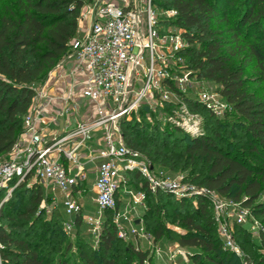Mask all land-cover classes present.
<instances>
[{
	"label": "built area",
	"instance_id": "obj_1",
	"mask_svg": "<svg viewBox=\"0 0 264 264\" xmlns=\"http://www.w3.org/2000/svg\"><path fill=\"white\" fill-rule=\"evenodd\" d=\"M177 15L176 9L159 7L155 0L84 1L76 35L41 83L31 85L34 95L21 132L0 155V213L16 190L38 186L43 195L39 207L50 199L60 204L68 229L80 216L90 233L100 236L109 212L117 235L132 237L136 249L145 241L149 255L164 264H186L190 252L185 247L176 240H155L146 230L147 192L194 203L205 198L223 249L241 264H252L235 235L236 225L257 235L264 231L249 206L156 166L125 141L123 121L145 108L146 114L172 109L181 115L186 132L197 135L200 125L190 122V109L181 99L190 98L189 90L198 85L197 103L216 117L230 111L220 91L207 87V80L187 64L190 44L176 24ZM131 172L141 176L137 186ZM83 194L90 195L95 214L84 212ZM4 249L0 242V264H6Z\"/></svg>",
	"mask_w": 264,
	"mask_h": 264
},
{
	"label": "trees",
	"instance_id": "obj_2",
	"mask_svg": "<svg viewBox=\"0 0 264 264\" xmlns=\"http://www.w3.org/2000/svg\"><path fill=\"white\" fill-rule=\"evenodd\" d=\"M84 1L15 0V8H7L0 14V155L10 150L21 132L23 117L34 95L31 85L41 83L65 54L68 41L76 35L79 9ZM155 3L177 10L176 24L183 29L190 44L185 51L187 64L198 70L200 78L219 85L220 94L230 110L244 121L242 128L249 136L248 148L240 149L216 132H212L213 135L183 132V136L168 143L162 138L169 133L123 121L127 145L169 171H188L190 165H202L200 174L189 171L187 179L242 201L257 216L264 215V204L255 203L263 190L264 97L250 90L243 75L244 66L253 62L256 82L264 83V0H239V22L232 27L226 24L224 29H218L217 24L228 20L225 10L233 1L155 0ZM250 29L257 33L248 39ZM187 101L192 102L193 108L206 111L216 123L229 113L216 117L197 101ZM142 113L145 111L139 114ZM130 175L137 186L141 176L136 172ZM42 198L38 186L20 188L2 208L0 242L5 246L6 264H71L56 245L60 238L56 217H52V224L39 221L42 217L38 207ZM178 203L195 207L188 210L176 205ZM146 207L143 213L145 228L155 240L165 238L166 233L172 234L168 240H176L186 249H196L193 256L190 253V258L200 261L199 264H241L239 257L223 249L207 199L198 198L194 203L192 199L176 200L165 192H147ZM60 216L65 218L62 212ZM169 220L175 221L184 232L174 233L168 229L166 222ZM81 223V217H76L74 226ZM261 223L263 226L262 218ZM108 224L104 223L99 236L100 255L90 258L86 252L80 253L86 264L151 261L148 251L134 249L133 243H122L113 224ZM251 233L247 226H235L236 240L247 251L246 255L257 256L255 243L249 239ZM257 238L263 246L264 231ZM257 258V264H264V258L259 254Z\"/></svg>",
	"mask_w": 264,
	"mask_h": 264
},
{
	"label": "rangeland",
	"instance_id": "obj_3",
	"mask_svg": "<svg viewBox=\"0 0 264 264\" xmlns=\"http://www.w3.org/2000/svg\"><path fill=\"white\" fill-rule=\"evenodd\" d=\"M15 0H0V14L5 12V10L7 8H15ZM228 1H233V5H231V7H226L225 10V14L227 17V21L225 20L224 22L218 23L217 27L218 29H224V25L228 24L229 27H232L234 24H236V21L239 22L240 17H241V7L238 5L239 0H228ZM222 17V15L219 16V18ZM250 35L248 36V39H251L253 35H255L257 33V30H249ZM244 34V28L241 30V36ZM252 35V36H251ZM225 37H227V34H224ZM236 62H238L240 64L239 60H236ZM193 69V68H191ZM254 63L253 62H249V64H247L246 66H244L243 69V75L244 77L248 80V84H249V88L251 91L255 92L256 94L264 97V83H257L256 82V76H255V70H254ZM194 72L198 73V70L194 69ZM199 77V76H198ZM204 79V78H202ZM205 85H207V87L212 88L214 90H219V85H217L216 83L212 82V81H208L207 83H205ZM200 85H198L196 88H193L192 90H189L190 92H188V97L190 98H186V100H193L195 101V93L194 91H196ZM184 98V97H183ZM183 102L185 101V105L187 106L189 110V113L191 114V117H189L190 122L193 121H197L200 125L199 127V132L197 135L199 134H206V135H213L212 132H216L218 133L223 139H225V141L231 143L232 145L243 149V147H247L248 148V142H249V136L247 135L246 131L242 128V125H244V121L242 120V118L233 110H230L229 113L223 118L221 119V122L216 123L214 122V120L212 118H210V116L206 113V111L202 110V109H196L192 107V102L188 103V101L181 99ZM171 110H166V109H162V110H156L155 112L151 111L150 113L146 114V110L144 109L145 113L142 114H133L130 116H127L125 121H127L128 123H130L131 125L135 124L136 122L140 124V126L143 125H147L150 126L151 128H156L158 130H160L161 132L164 131V133H169L168 135H166L165 137H163L162 139H164L165 141H167L168 143H170L172 140H174L175 137H181L183 136V132L187 133L186 130L184 129L183 126H181L180 121H181V115H174L171 113ZM174 110L179 111V108H174ZM173 110V111H174ZM216 123V124H215ZM206 126V128H205ZM176 128H179L180 130H182V132H179ZM190 134V133H187ZM161 138V137H160ZM202 166V165H201ZM200 165L199 166H191L188 168V171H181L178 170L176 171L179 174H184V175H188V173L190 172H194L195 174H200L201 170H200ZM190 171V172H189ZM263 177H264V168H263ZM262 187L263 190L258 198V200L255 202L256 204H264V178L262 181ZM26 197V196H25ZM84 201L85 204V209L84 212L86 214H95L96 211V207L94 205V203H92V201L90 200V195L88 194H83V197L81 198ZM58 203L61 200V197H57ZM54 204V201H45L43 204V206L38 207V213L39 216L42 217V219H40L39 221H47L49 224H52L51 219L53 216H55L56 218V225L58 228V231L60 232V238L57 241V247L61 249L62 253L65 254V257L67 258V260L71 263V264H86L81 258H80V253L82 251L86 252L87 255H89L90 258H92L95 255H100V250H99V236L93 235L90 233V231L88 230V226L81 223L80 225H75L73 227H71L70 229H68L66 223L69 222L68 219L63 218L60 216L61 212V205H55V207L53 209L50 210L49 212V208L50 206ZM176 205H179L181 207H184L188 210H193L194 204L192 206H188L187 204H182V203H178ZM59 210V211H58ZM59 214V216H57ZM254 215V219L256 221H258L261 225V218L264 219V215H260L257 216L255 214ZM61 219H58L60 218ZM109 223L108 225H111V213H108L106 215V221L104 222ZM166 226L168 224L172 225L173 227H178L180 229H182L181 227H179L177 225V223L174 221H168L166 222ZM264 227V225H263ZM171 229V231H173L175 233V230L173 228H168ZM103 231V229H102ZM101 231V232H102ZM182 231H178L176 233H182ZM118 236V235H117ZM49 237V236H47ZM119 237V236H118ZM173 237L172 234L170 233H166L165 238L161 239L162 240H166L171 239ZM122 243L124 244H128V243H132L133 242V238L130 237V239L128 238H121ZM249 239L255 243V246L257 248L258 254L261 258H264V245L260 246L259 241L256 240L257 238V234H256V230L252 229V233L251 236L249 235ZM161 245H163V243H160ZM134 246V249H136V245L135 242H133L132 244ZM147 247V243L145 241L139 242V249L141 250H145ZM190 253L193 254L195 253L196 249L194 248H188L187 249ZM245 254L247 251H244ZM148 253L150 254V252L148 251ZM257 254V256H258ZM56 255V254H54ZM257 256H248V259L250 260V262L252 264H257L259 261V258H257ZM256 259H254V258ZM191 258H189V263L186 264H199L200 261H196L194 262L192 259L190 261ZM177 261H180V258H177ZM257 261V262H256ZM122 263V262H121ZM183 262H180V264H182ZM120 264V263H119ZM133 264H135L133 262ZM145 264V263H144ZM147 264H164V262L162 261V259L157 258V257H153L151 258V261H148ZM185 264V263H184Z\"/></svg>",
	"mask_w": 264,
	"mask_h": 264
},
{
	"label": "crops",
	"instance_id": "obj_4",
	"mask_svg": "<svg viewBox=\"0 0 264 264\" xmlns=\"http://www.w3.org/2000/svg\"><path fill=\"white\" fill-rule=\"evenodd\" d=\"M92 175H90V179H91Z\"/></svg>",
	"mask_w": 264,
	"mask_h": 264
},
{
	"label": "water",
	"instance_id": "obj_5",
	"mask_svg": "<svg viewBox=\"0 0 264 264\" xmlns=\"http://www.w3.org/2000/svg\"><path fill=\"white\" fill-rule=\"evenodd\" d=\"M145 110L147 111L148 109H147V108H145Z\"/></svg>",
	"mask_w": 264,
	"mask_h": 264
}]
</instances>
